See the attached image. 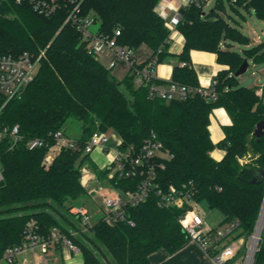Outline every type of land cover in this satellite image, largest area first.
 Here are the masks:
<instances>
[{
	"label": "trees",
	"instance_id": "16d2710c",
	"mask_svg": "<svg viewBox=\"0 0 264 264\" xmlns=\"http://www.w3.org/2000/svg\"><path fill=\"white\" fill-rule=\"evenodd\" d=\"M158 1L82 0L80 13L96 17L98 34L110 38L118 30V45L134 51L145 46L151 56L157 54L159 63L167 52L170 30L154 12ZM227 1L236 12L243 8L264 18V0ZM183 10L175 28L184 39L178 55L184 65L174 66L170 81L197 87L189 67L190 51L215 53L217 63L227 67L214 77L215 100L198 94L182 101L149 99L148 87L135 85L132 70L116 79L87 50L80 32L64 24L63 2L53 15L44 16L27 1H0V54L28 52L40 57L34 78L18 97L5 101L0 96V128L18 127L15 142L9 133L0 139V261L7 248L22 244L29 221L42 238L54 229L70 237L82 264H151V254L159 250L172 254L189 241L179 223L184 210L158 207L155 194L128 210L133 226L107 225L99 219L88 231H80L71 209L87 196L80 182L81 167L87 165L99 181L106 178V170L95 167L89 155L71 149H62L48 167L42 164L53 134H65L69 119L79 124L80 150L95 130L111 129L120 141L118 149L133 154L155 134L170 155L156 170L160 188L180 189L185 184L193 192V201H205L218 210L224 224L237 222L233 240H246L253 233L264 198V178L254 184L250 180L264 169V134L257 139L252 133L264 120V104L256 87L239 85L233 74L244 59L264 63V39L248 47L250 39L218 13L225 11L222 0H216L207 13L194 4ZM231 43L248 48L238 52ZM220 107L231 123L222 127L224 138L214 144L210 115ZM31 139H41L44 145L29 150L26 143ZM216 148L224 151L220 161L210 155ZM109 183L127 190L136 181L114 178ZM263 263L261 249L252 264Z\"/></svg>",
	"mask_w": 264,
	"mask_h": 264
},
{
	"label": "built area",
	"instance_id": "2783aa9c",
	"mask_svg": "<svg viewBox=\"0 0 264 264\" xmlns=\"http://www.w3.org/2000/svg\"><path fill=\"white\" fill-rule=\"evenodd\" d=\"M16 3L27 1L32 9L40 15H53L61 6L62 2L67 8L64 24H70L81 34V41L85 43L87 50L97 59L99 57L108 58L107 68L112 69L117 62H125L129 70L134 72L135 85L148 87L149 99L160 98L167 101L185 100L193 94H198L206 100H215L217 95L214 90L216 81L212 79L208 85H198L189 87L169 81L167 85L158 82L156 74L157 54L150 56L147 61L137 63L134 60V50L116 43L119 31L115 30L112 37L98 34L99 23L94 15H82L80 5L82 0H14ZM209 0H159L154 7V12L165 21L169 29L175 28L181 14L179 10L191 4L204 7ZM97 24V28L91 27ZM160 50L158 51V53ZM43 53H41L42 55ZM40 55V56H41ZM40 57L35 58L28 52L17 55L0 54V96L8 101L18 97L21 92L34 78ZM99 60V59H98ZM142 64V65H141ZM183 66L184 64H179ZM264 83L257 90V96L264 104ZM13 142L18 139V127L14 126L11 130L0 128V139L7 135ZM54 142L47 149L42 164L48 167L53 159L62 149L72 151H82L84 154H92L97 147L105 148L108 143L106 132L95 130L80 150L76 140L68 137L63 131L53 134ZM120 141L115 144L112 152L114 158L111 163L100 166L98 169L106 170V178L99 181L96 175L87 166L81 167L80 182L87 190V196L92 200L98 197L101 200L105 211L99 219L107 225L126 223L133 226L134 222L130 218L128 210L138 206L147 200L150 194L157 196V206L163 208H176L184 210L180 218L182 230L189 240L196 243L206 254H208L213 264H226L231 261L240 246L233 240L234 229L237 222L226 223L219 230H212L206 226L201 216L196 214L190 202L193 201L192 190L184 184L180 189L174 186L167 187L166 190L160 188L157 182L156 170L162 160L170 158V155L163 149V145L157 140L155 134L151 133L149 138L143 143L141 150L133 154V150H119ZM44 141L41 139H31L26 143L29 150L42 147ZM114 178H126L136 181L133 189L119 190L109 182ZM103 182L105 185H103ZM194 202V201H193ZM191 207V210L188 208ZM71 212L77 215L80 231L86 232L89 226L88 211L83 206L73 207ZM262 219V218H261ZM259 220L258 232L252 233L246 240L237 239L240 245L247 249L244 264H252L257 251L264 249V221ZM35 223L29 221L24 230V240L21 245L7 248L3 254V260L14 264L20 260V264L30 263L23 257L27 252L39 249L45 261V254L54 245L60 244L67 252H80L77 245L66 234L53 230L48 238H42L35 232ZM71 235L75 232L70 230ZM230 240V241H229ZM264 264V263H263Z\"/></svg>",
	"mask_w": 264,
	"mask_h": 264
},
{
	"label": "crops",
	"instance_id": "0c3cea01",
	"mask_svg": "<svg viewBox=\"0 0 264 264\" xmlns=\"http://www.w3.org/2000/svg\"><path fill=\"white\" fill-rule=\"evenodd\" d=\"M208 4L209 1L205 6H207ZM204 11L205 10L203 9V12ZM218 13L223 18H225L222 14H226V9L224 12ZM226 20L230 22V20ZM230 24L233 25L231 22ZM169 30L170 33L167 52L156 66L157 77L160 81H162L163 85H167L171 80L172 70L174 66L183 63L180 62L178 58V55L183 49V36L178 30H176V28H172ZM220 47L224 48V45L220 44ZM151 54L152 53L149 49H147L145 46H141L140 48L134 51V60L137 63H144L151 56ZM104 58L105 60L108 59L106 57ZM216 59V54L212 52L199 50L190 51L189 67L192 68V70L194 71L199 85H208L209 82L214 79V77L220 70L227 69V67L218 64ZM104 66L107 68V64ZM109 70H111L114 78L121 79L129 72V66L125 62L119 61L112 69ZM230 123V118L223 108L220 107L213 109L210 115L209 132L210 138L214 144L218 143L224 138L222 127L230 125ZM78 136L73 137L72 139L76 140ZM118 141V138H114L112 141L108 140L106 147H100L99 149H96V151L92 152V156L97 160V156L94 153L100 155L101 152L98 150L114 148L115 144ZM210 155L214 160L220 161L224 156V151L216 148L211 152ZM93 162L91 163L98 168L103 165V163L98 165L97 163ZM159 251H162L164 255L155 257L153 255L156 254V252L151 254L149 256V261L151 264H213L210 256L206 254L196 243L191 240H189L185 245H183L181 248H179L172 254H168L164 250ZM77 253L67 252L62 245L57 244L47 251V253L45 254V261L43 258V254L39 249L27 252L25 255H23V257L26 258L30 263L34 261L36 264H82L83 258H81V260L79 261V259L77 258Z\"/></svg>",
	"mask_w": 264,
	"mask_h": 264
},
{
	"label": "rangeland",
	"instance_id": "374dc122",
	"mask_svg": "<svg viewBox=\"0 0 264 264\" xmlns=\"http://www.w3.org/2000/svg\"><path fill=\"white\" fill-rule=\"evenodd\" d=\"M222 1L226 9V14H222V15L226 19L230 20V22L234 26H236L243 35L247 36L250 39V45L248 47H252L264 39V18L261 19L258 18L256 15L249 14L243 8H239V11L236 12L231 9L230 3L227 0H222ZM215 3L216 0H209V4L203 8L205 10L204 12L206 13L209 12L210 9L214 7ZM96 28H97V24H94L91 27L92 30H95ZM231 45L233 50L238 52H241V50L248 48L238 43H231ZM98 59L104 65L108 63V59L105 60L104 57H99ZM110 74L113 76L111 70H110ZM237 79L239 85L241 86L258 88L260 85L264 83V63L253 64L251 61H249V66L247 70L243 74H241ZM64 130H65V134H67L68 137L70 138L76 137L78 136L80 131L79 124L77 121L73 119H69V121L66 122L64 126ZM106 136L109 141H112L114 138L117 139V135L111 129L106 131ZM99 148L100 147L95 148L93 152ZM98 151L101 152L100 155L94 153L97 156V160L92 156L93 154H89L88 158L90 162L94 161L98 165L103 163V166L112 162L114 158V153L112 152V149H100ZM100 183L105 185L103 182ZM189 204L190 206L193 207L194 212L199 216H201V218L203 219L204 223L208 228L212 230H219L225 225L222 222L223 218L221 213L216 209H210L205 201H199V202L192 201ZM74 206L85 207V209L88 211L89 226L95 224L96 221H98V218H100V216L103 214V211H105L103 205H101V200L96 196L93 197L92 200L88 196L80 197L79 200L74 204ZM263 239H264V233H263ZM234 242L237 246H240L239 250L237 251L235 257L226 264H244L247 254V249L245 246L240 245L237 240H234ZM77 254H78L77 258L80 261L82 258L81 254L80 253ZM162 255H164V253L162 251H158L153 256L156 257ZM0 264H11V263H8L5 260H1ZM14 264H20V260H18Z\"/></svg>",
	"mask_w": 264,
	"mask_h": 264
},
{
	"label": "water",
	"instance_id": "95a60500",
	"mask_svg": "<svg viewBox=\"0 0 264 264\" xmlns=\"http://www.w3.org/2000/svg\"><path fill=\"white\" fill-rule=\"evenodd\" d=\"M1 1V0H0ZM179 13L180 14H183L184 13V10L183 8H181L179 10ZM249 66V63H248V60L247 59H244L243 62L241 63V65L237 68V70L234 72L233 76L234 77H239L241 74H243L247 68ZM264 134V120L262 121H259L254 130H253V133L252 135L255 137V138H260L262 135ZM256 176H253L252 179L250 180V183L251 184H254V183H257L261 180V178H264V169H259L256 171ZM1 174H0V180H1ZM189 210H191V207L188 208ZM262 218V219H261ZM262 220V222L264 221V198H263V201H262V204H261V208H260V212H259V215H258V219H257V222H256V226L254 228V231L253 233H255L258 229V223H259V220Z\"/></svg>",
	"mask_w": 264,
	"mask_h": 264
},
{
	"label": "bare ground",
	"instance_id": "6f19581e",
	"mask_svg": "<svg viewBox=\"0 0 264 264\" xmlns=\"http://www.w3.org/2000/svg\"><path fill=\"white\" fill-rule=\"evenodd\" d=\"M257 232H258V229H257Z\"/></svg>",
	"mask_w": 264,
	"mask_h": 264
}]
</instances>
